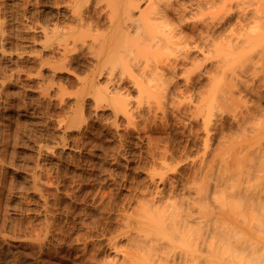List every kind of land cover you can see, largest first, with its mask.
<instances>
[{
	"label": "rangeland",
	"instance_id": "obj_1",
	"mask_svg": "<svg viewBox=\"0 0 264 264\" xmlns=\"http://www.w3.org/2000/svg\"><path fill=\"white\" fill-rule=\"evenodd\" d=\"M74 1L0 0V264H264V0H157L130 38L189 48L144 41L94 84Z\"/></svg>",
	"mask_w": 264,
	"mask_h": 264
},
{
	"label": "bare ground",
	"instance_id": "obj_2",
	"mask_svg": "<svg viewBox=\"0 0 264 264\" xmlns=\"http://www.w3.org/2000/svg\"><path fill=\"white\" fill-rule=\"evenodd\" d=\"M87 1H90V0H75L74 1L75 5L73 4V2L72 3L70 2V6L73 4L72 9H74L73 7L78 6L79 9L75 8V10L73 12L75 14L77 13L79 15V19H78V23L75 25L76 27L72 26L71 29L69 28V31L67 29L66 31H64V33L62 32L63 34H61V35H63V36L61 38H63L62 40H64L63 41V44H64L63 47L65 48L64 53L66 51L71 52V49L73 51V50L78 49V48H82V47L84 48V46H86L87 48L88 47L90 48L89 50L92 53L91 55H93V58H95L94 60L96 61V62H94V66H93L94 72L92 73V75L90 77L88 75L89 79H91L90 81L92 82V84H94L93 83L94 81H98L97 79L100 76H102V75L105 76V74H107V72L110 74L109 78L110 79H111V77L113 78L114 74L111 72L112 69H110V64L113 62L112 59L117 58V56H120V58L132 56L136 52V48L140 44H142V42H144V41H150L151 43H153V45H156L157 47H165L167 49H178L179 48L178 45L180 44L181 45L180 48L183 49L184 46L188 47V45H184L185 41L187 40V37L190 39H192L191 37H194L192 35H191V37H189V34L187 36V34H185L186 31L184 32L183 30H181L180 32H178V31L176 32L175 30H178V27H177V29H175L176 28V26H175V28H174L175 30L172 29V32L170 31L171 33H169V35L165 36V37L160 33H154L153 34L151 32H148L145 35V37L140 41H136L134 39H131L130 36L134 30H138V31L139 30H145L147 19H150V22H152L153 20H159L160 18H161L160 20H162L165 15L167 16L169 14L168 13L169 11H166L165 7L164 8L162 7V6H166V5H163L164 3L160 4V2H158L157 0H149L148 6L145 8L140 7V3L143 0H101V1L99 0L101 3H98V4H102L104 2L106 3V4L105 3L103 4L104 8L102 9V12L100 11V13L103 14V11L107 13L108 17L110 18V22H111L110 24L111 25H109V26L111 27V29L108 32L106 31L103 33H95L94 34L93 33V23L92 22L88 23L87 20L85 21L86 18L84 19L85 16L83 17V14H86V13H83L84 11L82 12V10L80 9V7L82 5H85V3H87ZM163 1L164 0H162V2ZM167 1L168 0H166V2ZM167 3L169 5L168 8L170 7L171 4H173V3L170 4V2H167ZM167 3H165V4H167ZM254 5H256L254 7V10L257 13V15H259V17L257 15H256L257 17H254V15L256 14V13H254V10L252 8ZM85 6L87 7V5H85ZM85 6H84V8H85ZM176 7L174 9H176ZM97 8L99 9L100 6ZM181 8L183 9V7H181ZM169 9H172V7H170ZM99 10H101V9H99ZM179 10H181V9H179ZM185 10L183 9L181 11L183 12ZM250 10H252L253 11L252 13H254L253 16L251 15L252 17L260 19V16H262V14L264 15V2H249V12H250ZM172 11H174V10H172ZM182 12H181V14H184V12L183 13ZM100 13H98V17L102 16V14L99 15ZM250 14H251V12H250ZM251 21L249 20V28L252 27L253 23L255 22V20H254V22H252V25H251L250 24ZM155 23H156L158 28H160V27L162 28L163 26H165V24H168L170 22H166L164 20L161 22L155 21ZM178 25H179V23H178ZM258 25L260 27H262V25H260V24H258ZM180 26H183V25H179V27ZM254 26H255V24L253 25V28H254ZM183 27H185V26H183ZM191 27H192V25H191ZM195 29H196V27H195ZM249 31H250V29H249ZM127 36H129L130 39H127ZM90 37H92L91 42H90V39H91ZM201 37H202V35H201ZM62 40H60L61 43H62ZM187 41H190V40H187ZM80 43L83 44L84 46H82ZM187 43H189V42H187ZM187 43H185V44H187ZM182 45H184V46H182ZM194 45H196V48L197 47L199 48V46H200V49H201L202 43H201V45L198 43L197 44L195 43ZM193 46L191 48H195ZM202 48H203V45H202ZM188 51L189 50H187V52ZM187 52L184 51L183 53L187 54ZM178 57L179 56H177V57L175 56L174 58L169 59L168 62L172 63V61ZM111 60H112V62H111ZM158 67H159V65H157V69H158ZM153 69H155L154 72H156V73H157V71L162 73V74L164 73L163 70L159 71V69H162L161 67L158 70L156 69V67H154ZM111 80H113V79H111ZM174 255H177V254H174ZM180 257H183V256L180 255ZM183 259L184 258H182V260Z\"/></svg>",
	"mask_w": 264,
	"mask_h": 264
}]
</instances>
